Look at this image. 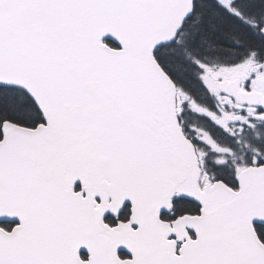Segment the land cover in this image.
I'll return each instance as SVG.
<instances>
[{"label": "snow or ice", "instance_id": "snow-or-ice-1", "mask_svg": "<svg viewBox=\"0 0 264 264\" xmlns=\"http://www.w3.org/2000/svg\"><path fill=\"white\" fill-rule=\"evenodd\" d=\"M0 264H264V0H0Z\"/></svg>", "mask_w": 264, "mask_h": 264}]
</instances>
